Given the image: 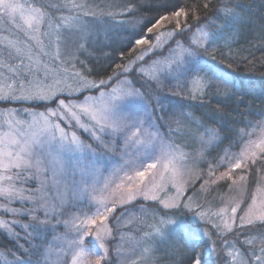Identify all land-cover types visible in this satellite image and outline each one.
<instances>
[{"label":"rangeland","instance_id":"1","mask_svg":"<svg viewBox=\"0 0 264 264\" xmlns=\"http://www.w3.org/2000/svg\"><path fill=\"white\" fill-rule=\"evenodd\" d=\"M23 1L17 0L25 5L23 15L28 17L31 15L27 7L29 2ZM44 13L38 26L39 31H34L28 28L20 13L10 17L0 12V101L46 103L57 95L70 96L90 90L80 98L58 97L55 104L43 108L24 104L0 105V141H19V145H12L15 151H19L26 142L30 153L41 161L38 171L36 168L27 171L15 167L7 171L0 168V177L13 178L21 171L25 172L27 179H32L36 186L40 184L45 189H41L42 192L40 190L42 201L40 200L39 205L42 207L34 205L38 209L35 214L53 224H61L55 240L45 251L44 263L94 264L96 257L82 254L80 248L75 246L76 226L82 224L88 225L94 233L103 237L104 249L100 251L108 258V241L112 239L110 225L113 224L116 238L112 245L114 258L111 264H149L153 258L154 240H158L153 237V225L161 215L155 208L156 205L162 207L160 201L187 205L181 212L191 215L193 223L209 222L222 234L241 227L240 225L243 228V224H248L249 219L260 222L255 217L264 213V170L248 197L244 195V188L247 182L245 169L264 154V117L248 130L237 150L223 152L215 162L204 163L200 169L198 161L186 160L185 152L163 141L144 100L114 114L110 111L113 95L122 90L127 91L129 85L133 87L126 75H121L113 82L111 79L125 69L130 70L135 61L168 42L176 30L166 28L167 18H161L151 27L152 41L143 38L147 43L139 45L143 46L136 56L112 77L101 80L104 82L101 84V81L95 83L74 70L73 51L80 43L84 48L88 43L102 44V30L105 27L96 21L79 17L78 23H66L65 27L56 29L58 23L72 16L52 15L48 11ZM97 24L101 34L94 33ZM203 37L204 32L197 31L193 39L200 41ZM17 48L20 49V55L15 59L9 57L8 53L15 54ZM94 89L96 91H92ZM39 95H43L44 99L34 98ZM25 96L28 98L19 99ZM93 116L96 117L95 120ZM129 116L133 118L132 121H128ZM97 120L108 126L101 127ZM131 122H138L145 130V135L152 133L153 138L142 147L140 141L129 145L126 136L131 134H122L124 124ZM117 123L119 128L116 127ZM140 140H145V136ZM2 147L3 143H0V148ZM161 153H167L168 159L175 158L179 162L175 166L169 165L167 170L160 164L155 170H146L147 164L153 162L146 159L147 154L159 156ZM227 157L234 159L226 166H221V159ZM142 159L146 160L144 168L139 163ZM237 162L241 164L240 168L234 167ZM138 170H146L143 181L138 178L129 180L128 177H134ZM198 176L211 184L230 178V192L222 196L220 206H203L205 196L198 198L188 194L184 197L187 186ZM11 188V179H0V197L3 196V189L10 191ZM140 202H149L153 207H146ZM96 204H99L101 211L107 206L109 211L104 212L106 219L97 214ZM124 205L129 207L111 221L116 209ZM44 207L49 209L47 218ZM233 208H236L235 213L232 212ZM6 210L5 204H0V221L4 222L2 227L8 222L2 216ZM193 212L196 213L195 216ZM92 219H96L95 225L91 224ZM201 228L205 234L202 239L207 242L206 252L210 253L213 244L205 226ZM244 244H255L260 250L248 248L244 253L227 241L223 244L222 264H245L246 261L247 264H264V259H255L256 256L264 257V252L261 251L264 249V235L251 237ZM163 254L167 253L163 251ZM212 257L213 253L210 260L213 259L214 264H217ZM104 261L101 258V264Z\"/></svg>","mask_w":264,"mask_h":264},{"label":"trees","instance_id":"2","mask_svg":"<svg viewBox=\"0 0 264 264\" xmlns=\"http://www.w3.org/2000/svg\"><path fill=\"white\" fill-rule=\"evenodd\" d=\"M25 1L34 7L67 3V0ZM75 3L83 8L60 7L57 10L48 7L42 10L52 15L85 17L105 27L102 30V44L88 43L84 48L80 43L73 51L74 70L95 83L112 77L136 56L143 45L139 46L134 41L130 43L134 33L139 34L136 38L152 41L153 32L147 29L167 17L166 28L176 30L168 42L135 61L130 70L117 73L111 81L121 75L128 76L133 87L143 94V100L150 108L163 141L185 152L186 160L198 161L200 169L204 163L215 162L223 152L237 150L248 130L264 117V0H75ZM225 6L236 12V16L228 23L222 19ZM182 9L181 15L176 16L175 13ZM98 24L94 33L101 34ZM197 31L205 34L200 41L193 39ZM209 34L213 37L211 46H207L206 42ZM190 43L201 46L197 69L199 77L203 79H198L196 73L190 75L176 66L175 62L184 55V49ZM218 76L226 77L228 83L217 79ZM89 91L86 89L70 96L57 95L46 103L0 101V105L24 104L43 108L55 104L58 97L75 99ZM263 170L264 154L245 169V197L260 181ZM19 173V178L15 174L11 179L12 188L8 194L0 197V204L15 210L2 213L8 222L4 227L0 226V264H48L44 263L45 251L55 240L61 224L51 221L38 224V221L45 219L35 214L38 220H34L28 215V209L39 206L37 200L42 196L37 189H45L40 184L36 186L32 179H27L25 172ZM229 183L230 178L211 184L198 176L187 186L184 197L188 194L198 198L205 196L203 206L218 207L222 196L230 192ZM17 193L24 197L30 196L31 199H20ZM142 205L153 207L149 202ZM128 207H118L111 221ZM155 208L160 212L162 210L160 205ZM172 210L181 212L183 206ZM188 218L193 222L191 215ZM30 224L37 225L38 230L27 227ZM194 224L203 228L205 226L213 244V250L207 253L206 240L196 242V251L203 252L205 264H214L213 259L210 260L211 253L217 264H222L223 244L227 241L244 253L248 248L260 250L255 244L246 246L244 241L264 235V222L245 223L243 228L240 225L225 234L209 222L197 221ZM110 226L112 239L108 241L107 264L113 262L112 245L116 238V228L113 224ZM154 241L153 258L149 264H187L179 250L163 241ZM163 251L167 254H163Z\"/></svg>","mask_w":264,"mask_h":264},{"label":"snow or ice","instance_id":"3","mask_svg":"<svg viewBox=\"0 0 264 264\" xmlns=\"http://www.w3.org/2000/svg\"><path fill=\"white\" fill-rule=\"evenodd\" d=\"M71 7L72 9H82L83 6L80 4L75 3V0H67V3L63 5H52V6H46L41 5L39 7H33L32 5H27L31 15L28 17H24V9L25 5L17 2V0H0V12L5 13L6 15L13 17L16 13L21 14V18L25 20V23L27 24L29 29H32L34 31H39V24L42 22L44 12H42V9H46L48 7H55L57 10H59L60 7ZM208 5L206 4L205 7ZM183 12V9L180 12L175 13L176 16H180ZM85 15H89V13H85ZM236 16V12L233 9H229L227 6L224 8L222 19L225 23H228L231 18H234ZM167 17H164L166 19ZM33 21H35V24H33ZM79 22V16H72L69 18H66V21H62L61 23H58L55 27L56 29H60L62 27H65V24H71V23H78ZM148 32H151L152 29L148 28ZM138 33L133 34L132 41H134L135 44H146L147 40L143 38H136L138 36ZM59 32L57 31V39H59ZM207 46H211L213 43V37L211 34L207 35L206 37ZM201 46L195 45L193 46L192 43L189 44L188 48L184 49V55L176 61V66L181 69V71H187L190 75L193 73H196L198 79H203L199 77L198 69H197V61L198 58L201 56L200 51ZM7 50V49H5ZM205 51H207V47L204 48ZM9 57L15 59L16 56L20 55V49H16V53L13 54L11 52L8 53ZM143 59V57H141ZM127 69H125L126 71ZM202 70V69H200ZM217 79L223 81L224 83H228L226 77L224 76H218ZM104 82L101 81V84ZM210 86V85H206ZM7 98V97H3ZM28 97H20L19 99H27ZM34 98L44 99L43 95H39ZM143 100V94L136 88L131 87L129 85L127 91H120L119 94H114L112 97V102L110 105V111L114 114L116 112L121 111L125 108H131L132 106H135L139 103H141ZM61 106H63V101L60 102ZM85 111H87L85 109ZM56 113H54L55 115ZM94 120L96 119L95 116L92 117ZM128 121H132V117L129 116ZM97 124H99L101 127H107L106 124H101L99 120L96 121ZM116 127L119 128V123L116 124ZM124 133H130V136H126V140L128 141L129 145L136 144L137 141H140V146L142 147L147 141H150L152 137V133H147L145 135V130L140 127L138 122H131V123H125L122 129V134ZM142 136H145V140H140ZM0 143H3V147L0 148V168H3L5 171H7L11 167H15L17 169H23L24 171L31 170L32 168H36V170H39V165L41 161L39 158L34 157L29 150V147L27 143L19 148V151H15L12 148V145H19V141L17 140H11L7 143H4L3 141H0ZM139 150V149H137ZM23 153V155H21ZM167 153H161V155L157 156L154 154H147V160H153L152 163H148L146 170H155L157 169L158 164H160L165 170L168 169L169 165L175 166V163L179 162L176 161L175 158L168 159ZM234 157H227L222 158L220 161L221 166H226L228 162H230ZM167 160V163H164V161ZM140 167L144 168L146 164V160L142 159L139 161ZM131 166V165H129ZM235 168H240V163H235ZM145 171H135V176H129V180H133L138 178L140 181H143L146 175ZM55 174V173H54ZM21 173H17V177L19 178ZM0 179L4 180H10L12 179L11 176H2ZM86 182V181H85ZM37 191H40V189H37ZM3 194H8V189L2 190ZM17 196L20 199H31V197H24L22 194L17 193ZM39 199L37 200V203L39 205ZM155 199V197H153ZM162 204V210L161 215L158 219H156L155 224L153 225L154 233L153 237L155 239H158L159 241H163L167 243L170 247L179 250L184 259L187 260V264H205L203 252L197 253L195 245L196 242L201 240L203 235H205L202 232V229L196 224L192 222L191 219L188 218V215L186 212L182 213L179 211H173L172 209H179L182 207L180 204H168L163 201H160ZM42 207V205H39ZM97 214L100 217H103L106 219V216H104V212L109 211L107 206H104V210L101 211L99 204L95 205ZM183 207H187V205H183ZM164 209H167L168 211H164ZM38 209L32 208L28 209V215L32 216L34 220H38V218L35 216V213ZM6 211H15L14 209H7ZM189 211H192L189 209ZM232 212H236V208L232 209ZM44 214L45 217H48L49 209L47 207H44ZM196 213L193 212V216H195ZM257 221L264 222V213H260L258 216L255 217ZM97 223L96 219L91 220V224L95 225ZM249 224L253 223V220L249 219ZM4 222L0 221V226H3ZM38 224H46L45 221H38ZM27 227H31L34 230L37 229V225H27ZM42 230V229H40ZM76 241L75 246L80 248L81 253L96 257L94 260V264H101V258L105 260V264H107V258L106 254H102L100 250L104 249V242L103 237L99 233H94L86 224H82V226H76ZM87 244V247L85 246ZM262 252H264V249H261ZM251 259L250 257L248 258ZM255 259L257 261H261L264 259V257L256 256ZM247 264V261L245 262Z\"/></svg>","mask_w":264,"mask_h":264}]
</instances>
